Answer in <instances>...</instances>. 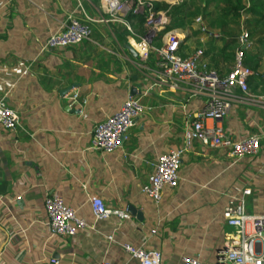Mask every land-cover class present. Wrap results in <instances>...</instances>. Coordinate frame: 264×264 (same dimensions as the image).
<instances>
[{"label":"crops","instance_id":"obj_1","mask_svg":"<svg viewBox=\"0 0 264 264\" xmlns=\"http://www.w3.org/2000/svg\"><path fill=\"white\" fill-rule=\"evenodd\" d=\"M69 12L98 17L99 0H0V98L20 123L16 130L0 126V264H51V258L59 264H120L127 254L119 243L126 241L158 249L163 264H181L183 255L214 262L230 231L222 218L228 197L248 185L264 202V136L256 154L239 160L193 140L182 155L178 185L163 187L155 202L141 188L157 154L183 146L188 118L170 99L174 94L155 84L148 68L153 60L140 65L129 53L122 56L108 25L96 23L103 45L89 39L45 46ZM183 42L185 52L203 47L204 60L219 73L230 67L233 56L219 54L224 39L187 30ZM248 84L251 93L264 96V79L250 76ZM128 94L152 109L134 121L116 149L91 148L93 126ZM202 103L194 97L187 107L194 113ZM222 124L235 138L264 133V100L233 102ZM47 191L87 222L93 220L90 195L125 215L99 220L95 230L73 237L51 235L43 206Z\"/></svg>","mask_w":264,"mask_h":264},{"label":"built area","instance_id":"obj_2","mask_svg":"<svg viewBox=\"0 0 264 264\" xmlns=\"http://www.w3.org/2000/svg\"><path fill=\"white\" fill-rule=\"evenodd\" d=\"M156 1L161 0H99L100 15L90 17L84 14V19L69 12L62 27L47 38L45 46L54 48L78 44L91 39V23H117L129 30L128 42L137 53L136 59L141 60V64H148L153 60L154 67L148 68L154 73L155 84L166 86L174 94L170 99L182 108L188 118L183 132V146L157 154L147 183L141 188L144 194L158 202L163 187L178 185L181 158L193 140L207 148L224 149L235 160L256 154L264 136L262 131L235 138L225 132L222 122L233 102H262L264 96L253 94L249 89L248 78L253 71L244 63V49L252 43L247 29H241L236 36L231 65L221 74L204 60L203 47H194L189 52L182 50L188 29L166 30L169 19L165 10L154 8ZM166 1L173 5L181 0ZM78 6L80 7V3ZM129 16L134 19L133 23L138 20L147 25V32L143 35L136 34L131 28ZM192 26L198 27L202 33L207 32L201 15L194 18ZM179 95L183 96L181 101ZM73 97L77 98V94ZM194 97L202 98L203 103L193 113L187 104ZM152 107L143 104L135 95L128 94L116 112L93 126L91 148L111 151L119 147L134 121ZM80 113L82 114L81 111ZM19 125L16 110L0 98V126L16 130ZM89 202L92 222L77 215L60 195L47 191L43 206L45 225L50 234L73 237L81 230H95L99 220L112 215L123 218L125 215L123 210L106 206L98 195H90ZM222 218L230 231L224 234L222 243L215 252V261L207 262L198 255H183L181 264H264V202L259 201L250 186H243L228 197L222 209ZM152 233H156V230H152ZM106 238L117 243L112 234ZM119 245L127 254V259L120 264H132L133 261L137 264H163L162 254L158 249L134 246L128 241L120 242ZM50 262L59 264L56 258H51ZM100 264L115 263L103 259Z\"/></svg>","mask_w":264,"mask_h":264},{"label":"trees","instance_id":"obj_3","mask_svg":"<svg viewBox=\"0 0 264 264\" xmlns=\"http://www.w3.org/2000/svg\"><path fill=\"white\" fill-rule=\"evenodd\" d=\"M190 1L191 5L196 2V0ZM216 1L217 14L211 10L212 3ZM178 4L177 6L175 4L172 6L163 1H156L154 4L155 9L165 10L166 15L169 16V24L166 26V30L188 23L190 21L189 17L194 13L192 8H186V1ZM193 7L195 8V6ZM201 11L203 12L204 22L207 25V32L202 33L193 30V35L197 37L198 35L212 36L213 33L219 34L217 37L225 40V44L219 50V54L222 55L224 53L230 56L234 54V43L236 42V36L240 32L238 33L235 29L230 28L229 21L234 18L239 19L242 13L245 14V25L252 43L248 48L244 49V63L253 71L251 75L253 78H264V70L261 69L259 63L260 58L264 56V0H203ZM91 27L93 28L91 39L103 45L104 43L99 39V36H102L100 34V24L91 23ZM111 27L114 29L112 31L115 37L119 41H124L123 32L125 28L117 23H112Z\"/></svg>","mask_w":264,"mask_h":264},{"label":"rangeland","instance_id":"obj_4","mask_svg":"<svg viewBox=\"0 0 264 264\" xmlns=\"http://www.w3.org/2000/svg\"><path fill=\"white\" fill-rule=\"evenodd\" d=\"M161 1H163V2H165V3H168L169 4V2H167L166 0H161ZM182 1H186V4H187V6H186V8L188 9V8H192V10H193V14L189 17L190 18V21L188 22V23H186V24H184L183 26H179V27H177V28H180V29H183V30H185V29H188L191 33L193 32V30H196V31H199V28L198 27H193L192 26V23H193V20H194V18H196L198 15H201L202 17H203V12L201 11V8H202V5H203V0H196V2H195V4H193L192 3V5H191V1L190 0H181L180 2H182ZM93 2H95L94 0H93ZM221 2V1H220ZM217 3V1L216 2H213L212 3V7H211V10L215 13V14H217V12H218V10L216 9V7H215V4ZM178 4V3H177ZM177 4H175L176 6H177ZM179 5V4H178ZM172 6H174V5H172ZM193 6H195V8L193 7ZM169 17V16H168ZM129 20H130V22H131V28H132V30L136 33V34H138V35H143V34H145L146 32H147V30H148V27H147V25H143V24H141L140 22H138V20L135 22V23H133V21H134V19L132 20V17L131 18H129ZM205 21V20H204ZM111 24L112 23H108L107 25V27L109 28V29H111V30H113L114 31V29L111 27ZM133 24V25H132ZM229 24H230V28H233V29H235L238 33L241 31V29H246V25H245V14L244 13H242V15H241V17H239V19H237V18H234L233 20H230L229 21ZM206 25V24H205ZM124 27V26H123ZM206 27H207V25H206ZM125 28V27H124ZM216 31H218V30H216ZM237 33V34H238ZM123 34H124V41H119L117 38V41L116 42H114L113 43V45H115L116 46V50L117 51H119V52H124V53H122V56H125V54L126 55H128V52L125 50V49H123V47H122V44L123 43H129L128 42V37H129V35H130V32H129V30L128 29H126L125 28V30H124V32H123ZM217 34V33H216ZM218 36H219V34H217ZM157 44H159L158 42H157ZM153 54H150V56H152ZM130 57V56H129ZM137 60V62L136 63H138V64H141V60H139L138 58L136 59ZM259 63H260V67H261V69L262 70H264V56H262L261 58H260V60H259ZM136 66H138V65H136ZM262 80L264 79V78H261Z\"/></svg>","mask_w":264,"mask_h":264},{"label":"water","instance_id":"obj_5","mask_svg":"<svg viewBox=\"0 0 264 264\" xmlns=\"http://www.w3.org/2000/svg\"><path fill=\"white\" fill-rule=\"evenodd\" d=\"M122 47L128 51V53H129V55L131 57H133V58H136L137 57V53L135 52V50L132 48V46L129 43H123L122 44ZM129 210H131V212H133L134 211L133 206H130L129 207ZM137 215H138L139 218L141 217L140 216V212H138Z\"/></svg>","mask_w":264,"mask_h":264}]
</instances>
